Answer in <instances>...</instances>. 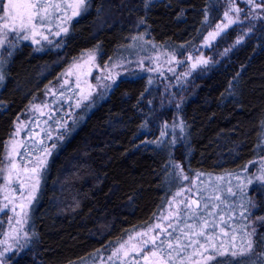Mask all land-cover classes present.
I'll list each match as a JSON object with an SVG mask.
<instances>
[{
  "label": "trees",
  "instance_id": "obj_1",
  "mask_svg": "<svg viewBox=\"0 0 264 264\" xmlns=\"http://www.w3.org/2000/svg\"><path fill=\"white\" fill-rule=\"evenodd\" d=\"M222 1L215 7L212 0H88L87 10L54 45L37 52L22 43L10 51L0 64V175L15 126L74 61L95 52L104 66L122 55L133 36L178 55L189 53L223 13ZM55 2L65 8V0ZM219 45L213 50L225 57L192 75L179 96L185 138L176 148L156 145L155 98L144 76L118 80L67 123L29 211V242L6 264H83L106 254L154 223L176 190L174 164L197 174L199 208L183 212L168 228L167 251L175 252L172 237L192 241L203 220L213 250L198 247L189 256L242 247L250 216H257L252 208L264 213L250 167L264 150V21L232 51ZM58 119L43 129L38 144L25 133L20 164L50 147L48 135L62 122ZM232 222L240 224L235 239L218 241Z\"/></svg>",
  "mask_w": 264,
  "mask_h": 264
},
{
  "label": "rangeland",
  "instance_id": "obj_2",
  "mask_svg": "<svg viewBox=\"0 0 264 264\" xmlns=\"http://www.w3.org/2000/svg\"><path fill=\"white\" fill-rule=\"evenodd\" d=\"M217 1L212 0L211 6L215 5L216 7ZM3 3H7V0H3ZM222 3L225 4L223 13L212 23V28L205 34L201 44L195 50L178 55L175 52L157 47L148 42L145 37L133 36L122 55L104 66L98 65L95 52L81 56L64 70L54 85L46 89L44 97L30 107L25 119L15 126L5 147L4 165L0 175V209H2L0 210L2 228L0 233V264H6L11 255L22 252L29 242V211L37 197L41 176L52 146L60 140L67 123L71 122L79 111L89 109L95 102L105 97L118 80L128 77H146L155 98L153 124L160 127L156 145L172 150L183 142L185 128L177 115V111L180 106L179 96L185 89L190 77L225 57V52L215 53L213 50L219 45V42V46L227 44L226 53L230 52L249 38L257 22L264 21V0H251V2L250 0H223ZM237 8L240 9L239 12L235 11ZM65 10L67 18L57 19L56 17H64ZM84 12L74 16L73 9L68 8L65 3V8L56 12L54 17L46 22L43 27L38 28L35 36L29 31L27 40L0 27V32H7L8 36V39L5 40V47L0 48V64L7 59L10 51L22 43L29 44L37 52L54 45L67 34V32L61 31V28L66 27L68 29L69 24L78 19ZM225 12L228 13V19H225ZM0 16H3L2 4H0ZM105 17L104 19L107 20V16ZM108 17L110 18L109 15ZM5 22L10 23L5 19L0 20V25ZM217 25L221 27L217 28ZM210 33L212 35H209ZM33 40L36 43H33ZM170 113L174 116H172L173 118H169ZM58 118H61L62 122L59 126L54 127V130H51L52 132L48 135L50 147L20 164L18 158L25 133H29L26 135L27 139L30 138L32 143L38 144L41 141L40 136L43 129H48L50 124L54 125L57 120H60ZM33 121L38 122L35 127L32 126L33 124L30 125ZM262 147L264 149V129ZM41 161L43 164L40 163ZM13 163L16 164L15 169L11 168ZM34 167L38 168V174L31 171ZM250 167H252L253 176L258 182L257 190L264 204V178H262L264 177V150L260 159L251 163ZM173 170L171 183H176V190L154 223L129 235L106 254L95 256L83 264H149L143 259V254L154 250L152 243L154 236L156 237L157 249H163L166 254L168 253L169 250L167 251V249L170 243L166 242L170 237L164 236L168 228L175 224L183 212L191 209V201H199L197 174L183 173L178 164L173 165ZM9 173H11L10 182L7 180ZM37 178L39 179L38 185L36 184ZM21 204L24 205L23 212L20 208ZM197 204L199 208V202ZM252 211L257 213V216L253 217L254 214L250 216V221L244 230L242 245L244 248L247 247L248 234L251 233L250 238L254 242L251 253L241 256V248L237 249L234 246L232 249L230 247L222 249V252H227L226 255H219L216 252L211 254L214 257L213 260H205L203 259L204 256H200L201 254L194 258L189 256L190 253L200 247L201 243L207 244L205 237L195 235L193 240L197 243L189 247H185L189 245L185 238L182 240L172 237V241L177 243L176 250L172 253L175 258L174 264H181L180 258L176 255L177 251L187 256L183 264H229V262L230 264H264V213L261 214L254 207L251 213ZM237 227L239 228L240 224H233V222L228 224L229 230L220 231L217 240L226 241L229 239L230 242L233 241ZM253 229H255L254 232ZM204 231L208 230H205L204 227ZM144 241L148 242L146 247H144ZM164 243L165 246L162 247ZM212 250L213 248H210L208 251ZM232 251H236L235 257L231 255ZM200 252L202 251L200 250ZM206 253L209 255L208 252ZM149 259L151 264H157L161 260L159 250H157L155 257L150 256ZM165 264H173V261L166 260Z\"/></svg>",
  "mask_w": 264,
  "mask_h": 264
},
{
  "label": "snow or ice",
  "instance_id": "obj_3",
  "mask_svg": "<svg viewBox=\"0 0 264 264\" xmlns=\"http://www.w3.org/2000/svg\"><path fill=\"white\" fill-rule=\"evenodd\" d=\"M87 2L88 0H65V3L67 4L68 8L73 9V15H80L82 11L87 10ZM251 2V0H250ZM0 4H2V11H3V16H0V20H7L9 22H5L0 27H3L4 29L7 30V32H13L15 33L18 37L27 40L29 38L28 33L31 31V34L35 36L37 34V29L40 27H43L46 22H49L52 17H54L55 13L60 11L63 7L64 4L55 2V0H7V3H3V0H0ZM235 11L239 12L240 9H235ZM225 19H228V13L225 12ZM57 19H63L67 18V12L65 10L64 12V17H56ZM230 23L232 21H229ZM220 25H217V28H220ZM226 27V25H225ZM61 31L67 32L68 29L61 28ZM7 32H0V48L5 47V40L8 39ZM56 35H59V33H56ZM209 35H212L210 33ZM46 39V37H45ZM33 43H36L35 40H33ZM8 55H11V52L8 53ZM204 63H207V61H204ZM3 80V76L0 75V81ZM43 164V161L40 162ZM12 169L16 168V164L13 163L11 165ZM33 173L38 174V168L34 167L31 169ZM264 178V177H262ZM7 180L10 182L11 181V173L7 176ZM251 182V181H249ZM36 184H39V179H36ZM23 187V185H21ZM231 191V189H229ZM179 195V193H177ZM198 201H191V204H197ZM6 207V206H5ZM207 207V205H205ZM21 211L23 212L24 205H20ZM2 210V209H0ZM13 211H15V208H13ZM212 213L209 212V215ZM26 215V213H25ZM193 215H195L193 213ZM221 220H223V217H221ZM208 225L207 220H203V223L199 226L200 230L196 232L195 230L191 233V235H198V236H203L205 237L206 240L210 241L211 240V235L206 233L204 231V227ZM159 227V225H157ZM189 228H192V225H188ZM255 229H253V232ZM251 233L248 234L249 239L247 240V247H241L240 249V255L243 256L247 253H251L253 250V241L250 238ZM179 239V238H177ZM156 237L154 236L152 238V243H153V249L150 253L145 252L143 254V259L145 261H148L149 264H151V261L149 259L150 256L155 257L157 255V250L160 252L161 260L157 262V264H165L166 260H172L173 264L175 261V258L172 256V252L169 251L167 254L164 253L163 249H157V246L155 244ZM147 241H144V247L147 246ZM197 243V241L192 240L189 242V245H186L185 247H189L192 244ZM214 247V246H213ZM169 248L172 249V245H169ZM200 248L204 249L205 251L208 250V245L205 243L200 244ZM175 251V249H173ZM227 252H221L219 255H226ZM177 257L180 258L181 264H183V261L187 258L185 255L181 254L180 252L177 251L176 253ZM231 255L235 257L237 255L236 251H232ZM203 259L205 260H213L214 257L213 255L209 254L207 256H204ZM230 264V262H229Z\"/></svg>",
  "mask_w": 264,
  "mask_h": 264
},
{
  "label": "water",
  "instance_id": "obj_4",
  "mask_svg": "<svg viewBox=\"0 0 264 264\" xmlns=\"http://www.w3.org/2000/svg\"><path fill=\"white\" fill-rule=\"evenodd\" d=\"M192 205V207L195 209V210H197V208H198V204H191Z\"/></svg>",
  "mask_w": 264,
  "mask_h": 264
}]
</instances>
